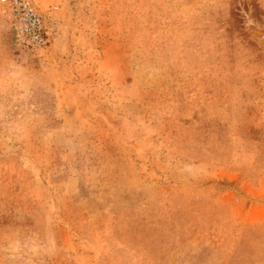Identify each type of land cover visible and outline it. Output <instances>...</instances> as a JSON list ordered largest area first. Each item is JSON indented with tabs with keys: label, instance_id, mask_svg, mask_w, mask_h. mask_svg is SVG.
I'll use <instances>...</instances> for the list:
<instances>
[{
	"label": "rangeland",
	"instance_id": "rangeland-1",
	"mask_svg": "<svg viewBox=\"0 0 264 264\" xmlns=\"http://www.w3.org/2000/svg\"><path fill=\"white\" fill-rule=\"evenodd\" d=\"M0 7V264H264V0Z\"/></svg>",
	"mask_w": 264,
	"mask_h": 264
},
{
	"label": "built area",
	"instance_id": "built-area-1",
	"mask_svg": "<svg viewBox=\"0 0 264 264\" xmlns=\"http://www.w3.org/2000/svg\"><path fill=\"white\" fill-rule=\"evenodd\" d=\"M0 7L11 19L17 44L32 49H41L48 44L52 28L33 0H0Z\"/></svg>",
	"mask_w": 264,
	"mask_h": 264
}]
</instances>
